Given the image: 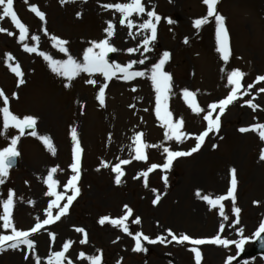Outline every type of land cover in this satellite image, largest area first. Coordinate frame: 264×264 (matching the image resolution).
<instances>
[{"label":"rangeland","instance_id":"374dc122","mask_svg":"<svg viewBox=\"0 0 264 264\" xmlns=\"http://www.w3.org/2000/svg\"><path fill=\"white\" fill-rule=\"evenodd\" d=\"M117 2L128 0H71L67 3H61V0H27V3L14 0L17 17L29 30V37L23 42L19 41V31L10 18L0 20V28L6 29L0 32V90L9 99L10 111L19 118L36 117L37 133L48 136L55 147V154H52L37 137L20 135L16 128L6 131L7 138L0 136V149L9 146L11 137L19 136L15 146L20 156L18 170H8L4 184L0 185V199H6L9 189L15 194L12 219L18 229L29 230L37 217L41 221L46 218L45 209L49 201L55 199L46 195L48 188L44 183L51 168L58 169L53 176L59 182L55 191L65 197L72 194L70 190L65 193L64 189V184L74 175L70 169L72 128L77 130L82 148L77 181L79 192L67 214L30 237L35 243V256L25 246L16 250L15 256L14 250L7 249L0 251V264H36L35 257L40 258L41 264H46L49 252L63 251L65 242H70V246L63 264L68 260L72 264H89L79 258L81 252L85 256L101 255V264H195L194 254L190 251L193 246L172 241L167 230L177 236L210 238L216 235L219 223L228 225L236 219L231 198L222 201L229 215V221L225 222L218 215V208L209 210L207 203L196 195L198 190L201 196L226 195L232 168L237 176L234 195L235 206L241 209L239 224L226 227L221 235L239 241L241 236L237 235V229H240L242 237L250 239L243 243L239 255L235 244L228 248L212 244L196 246L201 252L200 264H225L228 256L234 257L231 264H264V257L247 255L254 241L253 234L264 221V160L260 159L264 141L260 140L258 132L239 131L264 124V91H260L264 81H256L257 76L264 75V0H219L216 8L226 18L230 38L227 62L216 51L214 18L199 30L193 27V21L207 13L202 0H142L145 14H133L130 19L134 24L146 20L147 11H154L161 17L156 39L150 44L152 51L146 53L142 40L150 33H138L134 27L129 35L127 24L119 23L121 14L102 7ZM32 5L44 12V21L30 11ZM169 19L173 23H168ZM107 21L114 25L109 43L118 49L106 57L109 63L127 64L142 59L143 53L148 59L133 68L145 70L157 62L164 51L170 53L164 67L172 76V93L167 104L173 121L182 119L181 130L189 134L182 142L164 139L166 129L156 118L155 93L149 79L124 81L113 78L108 81L105 103L101 106L96 100L99 86L104 82L100 74L89 77L81 73L67 81L53 73L43 57L24 51V43L35 44L38 51L55 59H66L53 47L50 37L55 35L68 41L66 47L71 55L82 59L83 49L90 46V41L107 38L104 32ZM42 29L47 30V36ZM7 32L13 35L9 36ZM31 35H37L39 40L32 41ZM137 47L139 51L127 52L128 48ZM6 53L14 57L9 63L12 66L18 64L24 74V83L19 86V78L4 62ZM232 70H240L245 75L241 78L237 100L220 116L219 131L210 132L197 152L175 158L168 169H154L147 178L140 175L152 164L164 163L167 155L164 147L172 151H189L195 146V135L207 127L203 117L210 111L208 105L226 98L231 90L232 86L226 85L227 73ZM89 78L95 79L96 84H88ZM249 84L253 86L249 88ZM184 89L195 94L194 99L203 112L192 111L183 97ZM13 93H16L15 97ZM249 100L257 106L255 110L248 106ZM217 114L219 109L213 112V118ZM136 133L142 134L143 143L155 145L144 148L147 157L144 161L133 158L135 145L132 138ZM120 160L130 163L120 166L124 175L117 184L112 167ZM163 177L167 178V186ZM157 194L161 198L153 205ZM29 200L34 203L29 204ZM66 202L65 198L60 205ZM125 205L132 209V215L125 222L132 235L107 221L103 225L99 223L104 216L117 219L125 215ZM55 213L56 209H53V215ZM136 217L140 218L139 224L132 223ZM76 228L85 230L86 243H80L85 238L84 233L75 231ZM138 231L151 239L160 236L165 242L149 244L142 240L145 251H133L135 241L132 236ZM49 232L54 234V239ZM0 233L10 234V230L5 232L0 226Z\"/></svg>","mask_w":264,"mask_h":264},{"label":"snow or ice","instance_id":"6c2138e0","mask_svg":"<svg viewBox=\"0 0 264 264\" xmlns=\"http://www.w3.org/2000/svg\"><path fill=\"white\" fill-rule=\"evenodd\" d=\"M71 2V0H61V3ZM203 4L207 7V13L204 17L195 19L193 21V27L199 30L203 25L208 24L210 22V18H214L215 21V37H216V51L220 54L221 59L224 62H227L230 57V38L229 33L225 24V17L221 15L217 11V4L219 0H202ZM27 3V0H25ZM102 7L104 9H115L116 12L121 14L119 23L121 25L127 24L129 29V35H132V29L135 27L137 32H145L150 33V35H144L142 40L143 52H150L152 48L150 44L152 41L156 39L157 32V23L160 21L161 17L157 15L154 11H147L146 16L147 19L138 25L134 24L133 19L130 17L133 14L140 15L145 14V7L142 4V0H128V2H117V3H106L103 4ZM30 11L33 12L40 21L45 20L44 12L40 11L37 6L32 5L30 7ZM80 14L77 13V16ZM5 18H10L11 22L15 25V27L19 31V41H26L29 37V30L24 23L21 22L17 17V13L14 10V0H0V20ZM168 23H173L172 20H168ZM107 27L104 29L106 33L105 39H101L97 41H90L89 47L83 49L82 59H78L69 53L66 45L68 44L67 40L61 39L55 35L50 37V40L53 42V47L58 49L60 53H63L67 58L66 59H55L51 55L43 51H38V47L33 44L29 46L28 43H24L23 48L25 52L28 53H37L39 56L43 57V59L47 62L48 67L51 69L53 73L57 76H61L65 78L67 81H72L74 78L79 76L81 73H86L89 77H92L94 74H100L103 77V83L99 86L98 93L96 95V100L99 102L101 106L105 103V89L108 86V81L113 78L122 79L124 81H131L135 78H147L151 81L154 93H155V115L158 120L162 122V126L166 129L164 133V139L172 140L174 139L177 143L182 142V139L188 137V133L182 131L183 121L182 119H177L173 121L172 113L168 110V99L172 93L171 80L172 76L164 70L166 62L170 58V53L168 51H164L162 55L159 57L158 61L151 64L150 68L145 70H134L133 66L136 64L143 65L145 60L148 57L143 56L141 53L142 59L139 60H131L127 64L120 63H109L106 57L109 53H113L118 51L115 47H113L109 43L110 37L114 34V25L111 21L106 22ZM44 34L47 36V30L42 29ZM6 29L0 28V32H4ZM9 36H12V32H7ZM32 41H38L39 37L37 35H31ZM187 39H185V43H187ZM98 50V51H94ZM139 51V47L137 48H128V53H133ZM14 57L11 54H5L4 62L7 67L10 69L12 73L18 79V84L24 83L23 80V72L20 66L17 64L16 66H12L10 61H13ZM224 71V69H221ZM245 74L240 70H232L227 73V85L232 86L230 92L226 96V98L220 99L216 103H211L208 105V109L210 111L204 115L203 119L207 122V127L205 130L201 131L198 135H195V146L192 147L189 151H172L168 147H164L163 151L166 153V159L162 165L152 164L146 172L141 173L140 175L147 178L148 174L152 172L154 169L161 168L162 170H166L170 167L172 161L181 156H188L192 153L197 152L202 144L205 141V138L209 135L210 132H218L221 127L220 116L225 112V109L228 105L232 104L233 101L237 100L238 95L240 94L241 89V78ZM256 81H264V75L257 76ZM88 84L95 85L96 80L89 78L87 80ZM65 87H69V84H65ZM253 85L249 84L248 87L251 88ZM133 91L136 89L133 88ZM260 91H264V88L260 89ZM194 93L184 89L183 97L187 102L188 106L192 109L194 113L199 114L203 112L204 109L200 108L196 100L194 99ZM16 96V93H13V97ZM0 99L3 100V106L0 107V116H2V129H0V136L6 137V131L9 128H16L19 130L20 135H24L25 129H30V135L37 137L47 148L49 152L55 154V147L51 141V139L46 135H39L36 131L37 119L32 115H25L23 118H19L17 115L13 114L9 109V99L4 94L3 90H0ZM248 106L253 108L257 107L252 103L251 100L247 101ZM219 109V114L213 118V112ZM240 132H258L259 138L261 141H264V124H255L250 126L249 128H240ZM142 134L136 133L132 138L134 147L135 156L133 157L135 160L144 161L147 159L144 148L146 147H155V145H147L142 142L141 139ZM7 138V137H6ZM19 140V136H13L10 138L9 146L3 147L0 149V185L4 184V178L8 175V169L12 166L11 161L18 155L15 146ZM71 140H72V163L70 164L71 172L74 173L68 180L67 183L64 184L65 193L67 191H71V195L57 193L55 191L57 184L59 183L57 180L53 178L54 174L58 171L57 168H51L48 171L47 177L44 179L45 185H47L48 191L46 195L55 197L49 201L47 208L45 209L46 218L42 221L39 217L36 218V223L29 230H21L18 229L14 225V221L12 219V209L14 207V192L9 189L7 193L6 199H0V222H2V228L7 232L10 230V234L0 233V251H5L7 249L12 250H22L21 246H25L28 250H31L33 256H35V243L30 238L33 234L37 233L40 229L44 228L46 225H51L56 221H59L62 216L66 215L71 205L72 201L78 195L79 189L77 187V181L79 179L80 174V158L82 153V148L78 141L77 130L75 128L71 129ZM215 148L216 145H213ZM260 159L264 160V148L260 150ZM104 162L102 161V164ZM130 163L129 160H120L114 167H112V171L116 173L115 182L117 184L121 183V177L124 175V172L121 170L122 164ZM107 166V164H104ZM230 172V184L227 189L226 195H216L214 198L210 194H206L201 196L199 190L197 191V197L201 198L203 201L207 203L209 206V210L218 208V215L222 218L223 221H229V215L226 214L224 205L222 201H225L231 198L233 202L232 213L236 217V219L232 220L230 224L226 225V223H219L218 231L216 235L210 238H191L187 234H180L177 236L170 229L167 230L168 236L171 237L172 241L176 243L187 242L193 247L190 248V251L194 254L195 264H200L201 261V252L196 246L204 245V244H212L216 246H223L224 248H228L230 245L235 244L237 248V255H239L242 250V245L248 239L247 237H242V230L237 229V235L241 236L239 241H233L227 238H222V233L226 230V227H230L232 225L239 224V213L241 209L235 206V191L237 188V176L235 168L229 170ZM165 181V185L167 186V178L163 177ZM145 187H147V182L145 179ZM156 190L153 189V192ZM67 199V202L62 206L60 202L64 199ZM160 195L157 194L155 199H153V205H156L160 200ZM29 204H33L34 202L29 200ZM258 203V202H254ZM53 209H56L55 215H53ZM125 215L117 218L111 219L108 216L101 217L99 223L103 225L106 221L111 223L113 226L120 227L124 232L132 235L129 232L128 227L126 225V221L129 219V216L132 215V209L127 205L124 206ZM140 218L136 217L132 223L139 224ZM75 231L79 233H84V239L80 241L81 244L86 243L87 233L83 228H76ZM261 233H264V221H261L258 230L253 234L254 239H259L260 243L264 245V239L261 238ZM49 236L53 239L55 238L54 234L49 232ZM132 239L135 241V246L133 251L140 252L145 251L142 247L141 241H147L149 244H154L157 242H165L164 239L160 236H157L156 239H151L149 236L144 235L142 232H136ZM70 242H65L63 244V251H50L48 254L46 264H63V261L66 259L65 253L69 249ZM80 259L87 260L89 264H101L102 257L101 255H93V256H85L83 252L80 253ZM25 259H28L27 254H25ZM234 257L228 256L225 260V264H231ZM36 264H41V260L39 257H35ZM67 264H72L71 260L67 261ZM119 264V262H118ZM247 264V262H245Z\"/></svg>","mask_w":264,"mask_h":264},{"label":"water","instance_id":"95a60500","mask_svg":"<svg viewBox=\"0 0 264 264\" xmlns=\"http://www.w3.org/2000/svg\"><path fill=\"white\" fill-rule=\"evenodd\" d=\"M26 130L30 131V129H26ZM16 157L13 158L11 161V165H12L10 167L11 169L17 168ZM261 238L264 239V234L261 235ZM250 254L251 256L264 255V245L260 243L259 239H257L256 242L254 243V246L252 247Z\"/></svg>","mask_w":264,"mask_h":264},{"label":"bare ground","instance_id":"6f19581e","mask_svg":"<svg viewBox=\"0 0 264 264\" xmlns=\"http://www.w3.org/2000/svg\"><path fill=\"white\" fill-rule=\"evenodd\" d=\"M14 254H16V250L13 251V255H14ZM14 256H15V255H14ZM14 256H13V257H14Z\"/></svg>","mask_w":264,"mask_h":264}]
</instances>
